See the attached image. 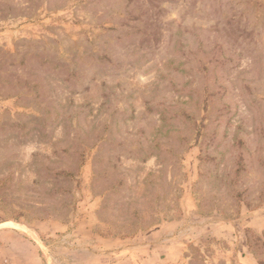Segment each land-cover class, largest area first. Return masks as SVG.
<instances>
[{"label":"rangeland","instance_id":"1","mask_svg":"<svg viewBox=\"0 0 264 264\" xmlns=\"http://www.w3.org/2000/svg\"><path fill=\"white\" fill-rule=\"evenodd\" d=\"M161 228L159 264H264V0H0V264Z\"/></svg>","mask_w":264,"mask_h":264},{"label":"crops","instance_id":"2","mask_svg":"<svg viewBox=\"0 0 264 264\" xmlns=\"http://www.w3.org/2000/svg\"><path fill=\"white\" fill-rule=\"evenodd\" d=\"M171 231H167L164 228H161L159 230H153L151 232L145 233L141 237V242L138 243V250H141V261H139L140 264H159L161 262L158 261V255H160V252H163V249L169 248L168 242L166 240H171V237H167L168 234H170ZM169 236V235H168ZM170 238V239H169ZM109 243L118 246L120 245L119 239H112ZM22 247H26L28 250L29 257H23V255H19V264H43L42 259L39 257V251L36 248H33V243L30 242V244L26 242H21ZM126 246V245H125ZM14 249V248H12ZM35 249V250H33ZM160 251V252H159ZM122 253V252H121ZM124 257H126V251L123 252ZM110 256V255H109ZM126 260H130L128 257ZM178 261V260H177ZM177 261L173 264H176Z\"/></svg>","mask_w":264,"mask_h":264}]
</instances>
